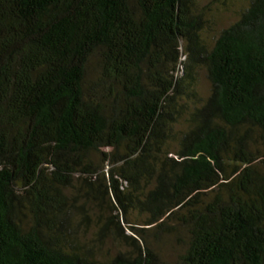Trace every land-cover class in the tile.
<instances>
[{"label": "trees", "instance_id": "trees-1", "mask_svg": "<svg viewBox=\"0 0 264 264\" xmlns=\"http://www.w3.org/2000/svg\"><path fill=\"white\" fill-rule=\"evenodd\" d=\"M207 24L199 0H0V264H264V0Z\"/></svg>", "mask_w": 264, "mask_h": 264}, {"label": "rangeland", "instance_id": "rangeland-1", "mask_svg": "<svg viewBox=\"0 0 264 264\" xmlns=\"http://www.w3.org/2000/svg\"><path fill=\"white\" fill-rule=\"evenodd\" d=\"M248 1L249 0H199L200 10L205 12L206 22L208 23L205 36L209 42L217 32L228 27L237 19L239 12L248 5ZM184 59L185 56L183 55L182 60ZM180 69L182 70V68ZM201 88L206 92L207 87L203 77H201ZM71 192L76 195L77 190L75 191L72 189L68 191L69 194H71ZM80 201L82 202V199H80ZM88 211L91 214L92 222L87 228L83 225L78 227V224L81 221V216H75V221L72 222V228L77 231L79 241L86 245L94 238L97 229L96 213L90 207ZM93 250L98 259L106 260L114 256L117 252L125 250V246L120 240L111 235L104 238L102 242H96L93 244ZM166 255H168V264H174L176 251L173 250L170 245H167Z\"/></svg>", "mask_w": 264, "mask_h": 264}]
</instances>
